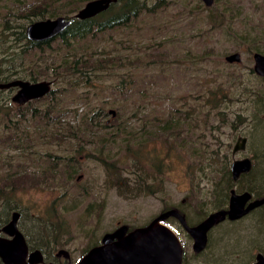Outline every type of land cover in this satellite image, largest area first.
Listing matches in <instances>:
<instances>
[{"label":"rangeland","instance_id":"rangeland-1","mask_svg":"<svg viewBox=\"0 0 264 264\" xmlns=\"http://www.w3.org/2000/svg\"><path fill=\"white\" fill-rule=\"evenodd\" d=\"M87 1L0 0V82L51 81L22 103L17 86L0 87V222L19 211L28 241L74 248L64 264L170 207L195 222L264 172V75L253 60L264 53V0H112L76 17ZM58 15L71 23L28 38L30 22ZM234 51L239 61L225 59ZM177 107L183 140L160 129ZM240 135L245 148L232 153ZM243 156L253 168L231 184ZM162 222L184 244L183 264H250L264 251L259 210L214 225L198 253L176 219Z\"/></svg>","mask_w":264,"mask_h":264},{"label":"water","instance_id":"water-1","mask_svg":"<svg viewBox=\"0 0 264 264\" xmlns=\"http://www.w3.org/2000/svg\"><path fill=\"white\" fill-rule=\"evenodd\" d=\"M112 0H89L81 6L75 16L87 18L105 9ZM210 4L212 0H204ZM71 23V18L58 15L53 18H42L30 22L26 27V34L31 39H44L52 37ZM228 61H239L240 53L231 52L225 56ZM254 70L259 75H264V53L254 52ZM51 81L41 79L30 81L13 79L0 82V87H18L12 96L14 102L22 103L28 99L43 95L49 90ZM244 137L237 142L234 150L243 148ZM251 167L249 157L238 158L232 161L230 168L233 178ZM249 192L236 193L231 191L229 208L219 209L209 213L203 220L195 225H188L185 217L176 208H168L157 214L147 224L134 227L128 231L126 224H121L113 230L104 233L99 244L91 246L76 264H180L182 245L174 230L162 222L168 215L177 217L183 226L194 237V249L204 247L207 230L218 220L224 217L225 212L235 218L248 209L264 201V197L249 203L244 207ZM19 211L13 210L10 219L2 226L4 232L12 238L0 236V255L5 264H22L26 253L24 235L17 227ZM254 264H264V255L257 254Z\"/></svg>","mask_w":264,"mask_h":264},{"label":"flooded vegetation","instance_id":"flooded-vegetation-1","mask_svg":"<svg viewBox=\"0 0 264 264\" xmlns=\"http://www.w3.org/2000/svg\"><path fill=\"white\" fill-rule=\"evenodd\" d=\"M231 53V52H230ZM229 54V53H228ZM227 55V54H226ZM225 55V56H226ZM240 59H241V56H240ZM254 60V59H253ZM244 137V146L243 148H238L236 150H234V146L235 144L239 141L241 142V138ZM235 144L233 145L232 147V153H235L237 150L239 149H244L245 148V144H246V137L245 136H238L236 141H235ZM244 157H249V156H243V157H240V158H244ZM251 159V167L249 170L247 171H242L239 173L238 177L237 178H233L232 176V172H231V168H230V172L228 173V179H230V182L231 184L234 183L235 185L241 180V178L243 176H246V174H248L252 168H253V159L251 157H249ZM235 159H238V158H234L233 160ZM232 160V161H233ZM232 163V162H231ZM231 165V164H230ZM255 177V176H254ZM253 183L252 184H245V186H242L240 185L239 189L236 190V188H233L231 187L230 190H229V195H228V199H227V203L224 205V206H221L213 211H216V210H219V209H228L229 208V201H230V196H231V191L232 189L236 192V193H242V192H249V197L248 199L245 201L244 203V207H246L249 203H251L252 201L254 200H257V199H261L264 197V172L263 173H260L257 178H253L252 179ZM250 183V182H249ZM171 208V207H170ZM168 209V208H167ZM165 209V210H167ZM177 209V208H176ZM254 210H259L260 212H264V201L260 202L259 204L255 205L254 207L248 209L247 211H245L243 214H241L240 216L238 217H235V218H232L229 216L228 213L225 212L224 214V217L221 219V220H218L216 221L208 230H207V238H206V242H205V245L202 249L200 250H195L194 249V237L191 235V233L183 226V224L181 223V221L175 217L174 215H168L165 219L169 218V217H173L174 219L177 220L178 224L189 234L190 238L192 239V243H191V246H192V250L196 253L198 252H201L203 249L206 248L207 246V243H208V237H209V232L211 230V228L216 225L217 223H220V222H224L225 220H230V221H235V220H239L245 216H247L248 214L252 213ZM164 211V210H163ZM181 214L184 215L185 217V220L187 222L188 225H195L197 223H199L201 220H203L209 213L213 212H209L207 213L206 215H204L203 217H201L200 219H198L197 221L195 222H190L186 215L181 212L180 210H178ZM13 212V210H12ZM12 212L10 214V216L8 217V219H6L4 222H0V227H2L11 217L12 215ZM162 212V211H161ZM20 212H19V217H20ZM18 217V219H19ZM17 227L18 229L22 232V234L24 235V239H25V243H26V253L24 254V258H23V263L22 264H64L63 262V259L66 261V260H69L70 258L72 259V256L74 255L75 253V250L73 247H70L67 243L63 246H57V247H54L52 249H48V251L46 252V249L44 248V246L42 245L41 242H35V243H31L30 241H28V239L26 238L25 234L23 233V231L19 228V224H18V221H17ZM113 230V229H112ZM130 230V228L128 227V231ZM111 231V230H110ZM109 232V231H107ZM175 232V231H174ZM106 233V232H105ZM176 233V232H175ZM177 234V233H176ZM104 235V234H103ZM0 236L2 237H5L7 239H11L12 237L4 232L2 229H0ZM178 236V235H177ZM179 238V237H178ZM102 239V238H101ZM180 240V239H179ZM101 241V240H100ZM97 242V243H94L93 245L95 244H99L100 243ZM181 242V245H182V254H181V262L180 264H183L184 261H185V257H186V253H185V250H184V244L182 243V241L180 240ZM91 245V246H93ZM90 246V247H91ZM88 247L80 256V258L86 253V251L90 248ZM49 250H52L51 252ZM258 253H261L264 255V251L262 250H257L254 254H252L253 258H252V261L250 264H254L256 262V259H257V254ZM80 258L77 259V261L75 262V264L80 260ZM0 264H5V262L3 261L2 259V256L0 255Z\"/></svg>","mask_w":264,"mask_h":264},{"label":"trees","instance_id":"trees-1","mask_svg":"<svg viewBox=\"0 0 264 264\" xmlns=\"http://www.w3.org/2000/svg\"><path fill=\"white\" fill-rule=\"evenodd\" d=\"M184 125H186V121L184 120L183 112L180 107H177L166 120V123L160 126V129L164 132L165 135H173L174 140H183L184 136H180V134L182 132V128L185 129Z\"/></svg>","mask_w":264,"mask_h":264}]
</instances>
